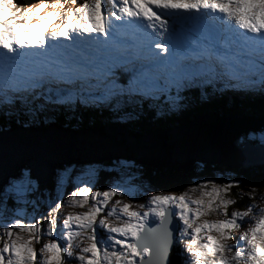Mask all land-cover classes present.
Wrapping results in <instances>:
<instances>
[{"label":"snow or ice","instance_id":"6c2138e0","mask_svg":"<svg viewBox=\"0 0 264 264\" xmlns=\"http://www.w3.org/2000/svg\"><path fill=\"white\" fill-rule=\"evenodd\" d=\"M51 6L62 8L63 4ZM45 7V3H39L21 11L15 0H0V47L7 50L3 56L5 73L0 80V123L12 121L28 127L80 109H103L122 120H131L149 109L161 114L165 110L177 112L186 107V97L181 94L187 90L197 88L202 94L207 91L206 85L235 90L241 81L249 91L264 95V0H91L90 4L68 9L66 14L49 12L40 18L41 23H14L16 19L28 21ZM102 9L107 20L101 15ZM77 14H82L81 19L74 22ZM61 15L63 26L54 25L56 30L45 36V22ZM96 16L109 24L110 40L92 38L93 33L105 35V28L93 21ZM128 29L143 33L147 42L137 45L121 39L120 33ZM61 37L72 40L71 51L56 52ZM46 40L50 48L44 47ZM153 45L159 52L152 51ZM29 48L44 51L26 54L17 50ZM163 52L167 56L160 55ZM162 95L171 98L164 109L159 104ZM261 149L264 151V139ZM48 150L36 143L20 151L32 160H40ZM6 154V148L0 150V161ZM116 163L122 168L136 166V162L127 159ZM61 170L67 171V167ZM34 175L32 163L19 164L11 175L0 173V229L8 237L0 248V264H64L61 244H44L42 260L31 246L41 236L40 220L36 217L44 220L45 234L52 236L61 207L51 194L46 206L35 198L38 187L31 179ZM58 178L56 174L54 185ZM230 187L231 184L221 187L213 183L206 204L203 199H190L185 194L153 195L143 205L148 209L143 213L130 212V205L124 204L121 211L127 213V219L121 220L120 226L111 227L106 238L103 230L109 225L96 217L101 205L117 193L104 191L100 194L103 200L97 201L93 209L63 218L56 239L63 240L67 233L65 251L71 258L73 239L83 231L91 232L87 237L89 245L81 249L84 254L76 257L80 264H169L173 246L179 264H264V208L258 209L259 219L253 226L232 236L231 229L243 226L248 211L227 212L234 201L223 199L220 194ZM75 188L71 195L78 194L77 203L83 205L90 189ZM13 195L26 202L29 195L33 197L34 214L27 223L12 215ZM211 197H220L219 202ZM248 208L251 210L252 206ZM213 211L225 218L215 223H198L200 217ZM174 218L183 227L173 223ZM73 224L81 232L71 231ZM14 229L27 232L29 239L22 240L18 235L13 239ZM204 230L206 235L201 237ZM213 230L218 235H212ZM188 236L190 239L185 241ZM254 237L261 242L256 243ZM202 239L206 242L202 243ZM229 240L236 243L230 244ZM100 244L105 249L102 255L98 254ZM6 253L10 255L5 256Z\"/></svg>","mask_w":264,"mask_h":264},{"label":"water","instance_id":"95a60500","mask_svg":"<svg viewBox=\"0 0 264 264\" xmlns=\"http://www.w3.org/2000/svg\"><path fill=\"white\" fill-rule=\"evenodd\" d=\"M262 126V122L245 118L203 116L193 124L176 126L163 133L143 134L121 127L102 129L95 134L93 131L74 134L55 126L19 128L10 133L0 132V150L7 149L6 157L0 161V173L11 175L19 164L32 163L35 175L31 179L38 189H43L41 192L49 191L50 187L53 190L55 174L63 165L103 164L120 159L136 162L141 174L153 181L166 178L169 172L190 174L192 178L205 172L213 176L215 171L235 174L238 170L264 166L261 148L248 141L238 145L243 135ZM36 143L49 149L43 159L32 160L21 153V149ZM197 163L202 164L200 168Z\"/></svg>","mask_w":264,"mask_h":264},{"label":"rangeland","instance_id":"374dc122","mask_svg":"<svg viewBox=\"0 0 264 264\" xmlns=\"http://www.w3.org/2000/svg\"><path fill=\"white\" fill-rule=\"evenodd\" d=\"M15 3L18 7L21 8V11L25 7H32L35 8V6L39 3H45L46 7L42 9L39 13H34L31 18L28 21H24L22 19H16L14 23H41V17L45 16L49 12H58L62 14H66L68 9H75L82 5L83 3H91V0H76V3H72V0H15ZM61 3L63 4L62 8H53L51 5ZM234 6V5H233ZM182 15H190L189 13H181ZM82 14H77L74 16L73 21L81 19ZM101 15L104 19H108L107 13L103 11ZM62 21V22H60ZM93 21L99 26L104 27L106 25H109L108 23L101 22V17L96 16L93 17ZM114 23H119L117 21H113ZM58 23V24H57ZM65 23V20L63 18V15L57 17L54 20L46 21L45 25L50 26V28L45 30V36L48 35V33L54 29V25L63 26ZM85 23V22H82ZM51 24V25H49ZM105 28V35H99V34H91L93 39L99 38L100 40H110V36L108 33L110 32L109 27ZM49 30V31H48ZM71 31V30H70ZM151 31V30H149ZM19 34V33H17ZM137 37H135L133 40H128L125 38H120L123 40H128L129 43H136L137 45H142L147 42V37L143 35V33H135ZM138 34V35H137ZM84 35H89L88 33H85ZM60 42V46L57 47L56 52H62V51H71L73 43L71 39L65 40L64 38H58ZM157 40L160 39V37H156ZM69 41L67 44H62L64 42ZM52 43H55V41H52ZM48 40L45 41L44 47L47 48L49 46ZM62 46V47H61ZM164 47H167L165 44ZM7 51V50H6ZM44 51V49H42ZM41 51V52H42ZM152 51L159 52V49H156L153 45ZM162 56H167V52L160 53ZM23 67V65H21ZM5 73V66L4 64L0 65V80L3 79ZM242 85V84H241ZM248 87V86H247ZM239 88H244L243 85ZM238 92V91H236ZM253 92H257L256 90H253ZM239 93V92H238ZM248 93V92H244ZM247 96V95H246ZM119 123V122H118ZM250 140L255 142H262V139H264V129L259 128L257 131H251L249 132L247 136ZM116 161H124V159L120 160H114V161H108L107 163L103 164H83V165H63V167H67V171H62L61 169L57 170L56 174H59V178L57 183L53 184V190H52V196L57 197V202L61 204L60 209L58 210V214L56 213V220H57V227L53 231L52 236H48L45 234V230L47 229V224L44 222V220L40 219L39 216L36 218L40 220L41 224V236L38 241H33L31 246L35 253L39 254V258L43 259V254L41 253V248L46 243H58L61 244V252L63 253V261L64 264H80L79 260L76 259L77 256L84 254L81 252V249L84 247H87L89 245V241L87 237L91 235V232L83 231L76 227L75 224L72 225L71 231L73 232H81V234L77 237H75L72 241V257L69 258L67 256V252L65 249L67 248L66 238L67 233L64 234L63 240H57L56 237L59 235L60 226L63 223V218H66L68 216H76L84 214L85 212L89 211L90 209H93L94 205L97 201H102L103 197L100 195L104 191L108 190H115L116 195H113L108 199L106 203H103L101 205V210L98 213L96 219L97 221L104 220L108 225V229H104V235L105 238L107 237V234L109 232V229L113 226H120L121 220L127 219V213H124L121 211V208L124 204L130 205L129 211L130 212H140L143 213L145 211H148L146 207H143L148 202V199L153 195H172V196H180L182 194L176 193L172 189L168 188H160L155 185L151 184V179H148L145 175H142L140 172V169H137V167L133 168H122L119 164L116 163ZM106 164V165H104ZM199 168L202 164L197 163ZM101 172H105L106 178L104 181L103 186L99 185V181H101ZM55 174V176H56ZM212 175V174H210ZM105 176V175H103ZM238 177L236 174L232 173L231 171H215L213 173V176L209 175H199L198 177H193L192 181L190 182V186L187 187V192L185 195L189 197L190 199H203L205 204L210 199V197L207 195L212 189V184H216L218 186H224L227 184H231L232 187L228 188L225 192H222L220 195L223 197V199H231L234 201L233 204H230L227 208V212H245L248 211V216L244 218L243 226L239 229L232 228L231 229V235L232 236H238L241 232L247 230L249 227L253 226L257 220L259 219V208H264V188H257V187H247L245 189H236V193L233 191L234 188L238 186L240 181L237 180ZM33 180V179H32ZM34 181V180H33ZM208 181H211V183H207ZM35 182V181H34ZM207 183L206 187H201L202 185H205ZM35 186H38L35 182ZM75 186L80 187H89L90 191L89 193H86V203L83 205H80L77 203V201L80 199L79 195L77 194L76 197H72L71 193L76 190ZM109 186H112L111 188ZM40 190V189H38ZM38 192V191H37ZM50 191H47L49 194ZM49 195L47 197L43 198L45 201H42L41 205H47L50 203ZM37 198V193L36 197ZM62 198V199H60ZM214 199L215 203L219 202L220 197H211ZM244 200H243V199ZM239 199H242L240 201ZM16 204L15 206H10L11 213L13 216H19L21 223H27L28 220L31 219V216L33 213V204L35 201L33 200V197L29 195L27 197V201L21 199L17 200L15 197ZM48 200V201H47ZM119 202V203H117ZM191 207H195L194 205H190ZM248 206H252L251 210H249ZM38 210L40 209L39 206H37ZM114 209V211H113ZM109 212H112L113 214L111 216L108 215ZM45 215H47V212L45 211ZM225 217L222 215H219L217 212H209L206 213L204 216L200 217L198 219V223L208 222V223H215L218 220H222ZM173 223H178L180 227H183L182 222L178 221V218H174ZM154 226V225H153ZM171 226V225H170ZM14 236H20L22 240L29 239V235L27 232H22L20 229H14ZM207 230H204L200 235L201 237H204L206 235ZM212 235H218L214 230L211 233ZM114 238H120L118 234H112ZM185 241L190 239V236L184 238ZM8 237L3 235V229H0V248L3 247V243L7 242ZM254 240L256 243H260L259 237H254ZM201 242H206V240L202 239ZM228 243L235 244V240H229ZM173 248H175L173 246ZM102 250L104 249V245L100 244L98 245V254L102 255ZM110 250V249H109ZM10 254L6 253L5 256H8ZM90 256V254H85ZM179 259V258H178ZM34 264L36 262L34 261Z\"/></svg>","mask_w":264,"mask_h":264},{"label":"trees","instance_id":"16d2710c","mask_svg":"<svg viewBox=\"0 0 264 264\" xmlns=\"http://www.w3.org/2000/svg\"><path fill=\"white\" fill-rule=\"evenodd\" d=\"M205 87L207 88V91L203 92L202 94L201 90L197 88L187 90L185 93L181 94L182 96L186 97L185 101H183V103L186 104V107L182 111L167 112L165 110V114H161L156 113L155 109H149V111L147 112H140V114L131 119L128 124H130V126H136L141 131L146 132L148 131V129L160 130L161 128L163 129L173 126L174 124L179 125L185 123L200 113L218 112L222 114H232L235 116L245 115L249 117H264V95L259 94L258 91H251L249 92V94H240L234 92V94L231 95V93H233V90L228 89L226 86L223 85H220L215 88L207 85ZM170 99L171 98L169 96H160L159 104L161 109H164L165 105L171 103L169 102ZM53 117L61 121L62 123L67 120H70L69 126H74L75 128H82L84 126L97 128L106 123H109V121L112 119H118V117L103 109H80L76 111L67 112L58 118L55 116ZM7 124H15V122L9 121L6 124L0 123V125ZM240 140L243 139L241 138ZM254 142L255 141H252V143ZM239 144L241 143H238V145ZM59 169H61V167ZM201 174L207 175L208 173L205 172ZM235 174L238 177L237 180L240 181L238 186L233 190L235 193L237 191V188L239 191V189H245L248 186L264 188V166L255 167L250 171L238 170L235 172ZM106 175L107 174L105 172H101L102 177L100 179L101 181H99L100 186H103L102 184H104ZM165 175L166 178L164 179H158L156 181L151 180L152 184L163 189L170 188L175 192H177L178 190L180 194H185L187 192V187L190 186V182L192 181V176L190 174L188 175L178 172H169ZM39 189L43 190L42 188ZM48 189L50 191L49 194H52V187ZM40 190H38L37 192L36 199H39L42 203V201H45V199L43 198H46L49 194L47 193V191L41 192ZM242 199L239 200L242 201ZM11 200L12 204L10 206L15 205L14 196H11ZM63 253L61 252L62 257ZM173 254L174 252L171 251V259L169 260V264H178V257Z\"/></svg>","mask_w":264,"mask_h":264},{"label":"bare ground","instance_id":"6f19581e","mask_svg":"<svg viewBox=\"0 0 264 264\" xmlns=\"http://www.w3.org/2000/svg\"><path fill=\"white\" fill-rule=\"evenodd\" d=\"M81 18V17H80ZM60 22H62V21H60ZM81 22H85L86 23V21H83V20H81ZM58 24V23H57ZM97 24V23H96ZM49 25H51V24H49ZM97 26H99V24H97ZM48 28H50V26H48V25H46V29H48ZM49 31V30H48ZM70 31V30H69ZM128 31H131V32H133L132 31V29H128ZM46 33V32H45ZM138 35V34H137ZM251 35V34H250ZM81 38H83V37H81ZM69 41H67V42H64V43H62V44H67ZM73 47V46H72ZM47 48H50V45L47 47ZM18 51H24L26 54L27 53H35V52H41L42 51V49H34V48H29V49H17ZM5 52H6V50L5 49H3L2 47H0V64H2L3 63V56H4V54H5Z\"/></svg>","mask_w":264,"mask_h":264}]
</instances>
